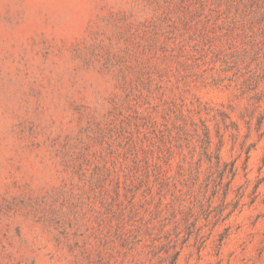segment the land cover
<instances>
[{
    "label": "rangeland",
    "instance_id": "374dc122",
    "mask_svg": "<svg viewBox=\"0 0 264 264\" xmlns=\"http://www.w3.org/2000/svg\"><path fill=\"white\" fill-rule=\"evenodd\" d=\"M0 264H264V0H0Z\"/></svg>",
    "mask_w": 264,
    "mask_h": 264
}]
</instances>
